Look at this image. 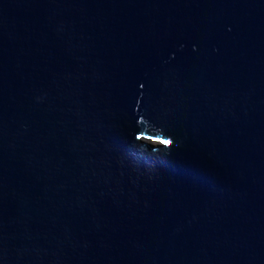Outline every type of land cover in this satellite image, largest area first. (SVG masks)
I'll return each instance as SVG.
<instances>
[{
    "label": "water",
    "instance_id": "water-1",
    "mask_svg": "<svg viewBox=\"0 0 264 264\" xmlns=\"http://www.w3.org/2000/svg\"><path fill=\"white\" fill-rule=\"evenodd\" d=\"M0 264H264V0H0Z\"/></svg>",
    "mask_w": 264,
    "mask_h": 264
}]
</instances>
